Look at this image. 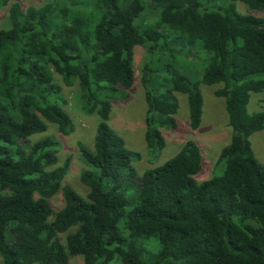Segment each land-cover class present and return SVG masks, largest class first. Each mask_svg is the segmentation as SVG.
I'll list each match as a JSON object with an SVG mask.
<instances>
[{
	"label": "trees",
	"instance_id": "obj_1",
	"mask_svg": "<svg viewBox=\"0 0 264 264\" xmlns=\"http://www.w3.org/2000/svg\"><path fill=\"white\" fill-rule=\"evenodd\" d=\"M150 1L162 8L149 24L141 22L144 0L9 5L0 27V264H68L72 256L82 264H264V163L249 141L264 129V109H246L249 93L264 90V76L252 77L264 74V17L236 10L237 1L264 10V0ZM170 38L205 51V66L193 82L176 74L162 92L146 89L145 140L161 149V129L175 127L173 91L186 96L189 125L198 128L199 85L219 84L215 95L225 100L231 137L218 156L221 173L200 183L193 140L138 176L131 162L139 154L108 124L112 101L134 82V47L149 53L145 85L157 52L175 55ZM54 74L66 86L77 82L82 110L99 117L93 149L79 145L86 198L62 184L70 156L57 164L55 139L29 138L44 132L46 121L62 135L74 130ZM58 192L63 205L54 210ZM152 239L158 245H146Z\"/></svg>",
	"mask_w": 264,
	"mask_h": 264
},
{
	"label": "rangeland",
	"instance_id": "obj_2",
	"mask_svg": "<svg viewBox=\"0 0 264 264\" xmlns=\"http://www.w3.org/2000/svg\"><path fill=\"white\" fill-rule=\"evenodd\" d=\"M46 0H9L6 5L0 7V27L6 25L8 7L12 2L20 3L25 9L29 5H41ZM146 4V5H145ZM145 10L141 18L143 24H149L157 20L158 11L162 5L158 2L144 0ZM236 10L239 13H252L264 17V10H248L244 4L237 1ZM139 26V18L135 20ZM168 46L174 49L175 55L163 57L160 51L152 61L154 66L148 77L149 82L144 85V65L149 60V53L146 47L137 45L134 47L133 67L135 69V79L132 86L127 90V96L117 98L112 101L109 113L108 124L124 139L126 146L139 156L131 162L138 176L149 168L164 163L172 157L187 140H193L200 149L202 167L194 175L196 182L200 183L214 175H219L222 170V163H217L220 150L226 146L231 137V128L228 125V115L225 109L223 97L215 95V89L219 84L207 85L201 83L199 89L203 98L201 122L198 128L192 129L189 125L188 104L186 96L180 92L173 91V96L177 102V111L174 115L175 127L171 129L162 128L164 144L161 149H150L145 140L146 132V111L145 91L150 89L153 92H162L170 85L168 80L176 74L184 76L189 81H195L201 77L204 70V57L207 53L203 50L186 49L182 43L173 39L168 40ZM169 64V65H167ZM57 82L61 85V94L65 102L63 108L72 118L74 130L68 135H62L57 125L46 121L47 129L44 132L31 135L30 140L50 136L58 144L57 164L63 163L67 156H70L69 166L62 184L73 188L79 195L86 198L88 187L80 180V171L87 167L80 157L79 145L82 144L89 149L94 147V137L96 133L99 117L96 113H85L82 110L80 99V89L77 82L72 86H66L59 75L54 74ZM264 74H254L252 77H263ZM165 80H162V79ZM61 105V104H60ZM249 113L264 109V90L250 92L246 104ZM252 151L259 162L264 163V129L252 133L249 137ZM136 180L131 181L127 187V194L130 198L134 196ZM50 202L54 210L63 205L61 192L51 197ZM73 230V228L71 229ZM61 233L63 239L70 232ZM9 237V235H7ZM158 245L157 240L152 239ZM36 264V263H33ZM68 264H82L81 256L70 257ZM111 264H120L115 258Z\"/></svg>",
	"mask_w": 264,
	"mask_h": 264
}]
</instances>
